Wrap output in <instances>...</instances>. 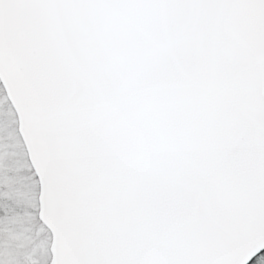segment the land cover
Returning <instances> with one entry per match:
<instances>
[{"label": "snow or ice", "instance_id": "snow-or-ice-1", "mask_svg": "<svg viewBox=\"0 0 264 264\" xmlns=\"http://www.w3.org/2000/svg\"><path fill=\"white\" fill-rule=\"evenodd\" d=\"M0 264H264V0H0Z\"/></svg>", "mask_w": 264, "mask_h": 264}]
</instances>
